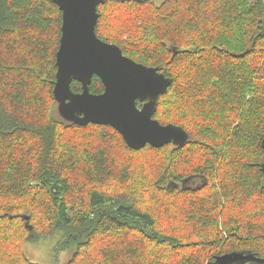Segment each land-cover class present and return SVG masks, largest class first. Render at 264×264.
<instances>
[{
    "label": "trees",
    "instance_id": "1",
    "mask_svg": "<svg viewBox=\"0 0 264 264\" xmlns=\"http://www.w3.org/2000/svg\"><path fill=\"white\" fill-rule=\"evenodd\" d=\"M98 13L100 39L171 79L154 119L189 139L134 150L111 126L66 121L59 6L0 0V264H37L26 243L57 231L77 239L67 264H264V0H104ZM90 92H104L98 76Z\"/></svg>",
    "mask_w": 264,
    "mask_h": 264
},
{
    "label": "water",
    "instance_id": "2",
    "mask_svg": "<svg viewBox=\"0 0 264 264\" xmlns=\"http://www.w3.org/2000/svg\"><path fill=\"white\" fill-rule=\"evenodd\" d=\"M103 2L55 0L63 18L54 88L59 114L82 127L111 126L134 150L147 145L162 148L171 143L184 146L189 135L183 128L162 125L154 119L158 100L167 93L171 79L157 67H147L126 57L119 46L97 36L98 7ZM94 76L102 80V94L90 92ZM74 81L81 83V93L73 92ZM138 101L144 102L142 107ZM25 219L29 221V217ZM230 257H218L217 262L224 264ZM245 259L257 260L250 255Z\"/></svg>",
    "mask_w": 264,
    "mask_h": 264
},
{
    "label": "rangeland",
    "instance_id": "3",
    "mask_svg": "<svg viewBox=\"0 0 264 264\" xmlns=\"http://www.w3.org/2000/svg\"><path fill=\"white\" fill-rule=\"evenodd\" d=\"M161 4L165 0H153ZM199 185L197 179H192L189 186ZM77 239L73 234L57 231L39 239H30L25 245V254L37 264H67L77 250Z\"/></svg>",
    "mask_w": 264,
    "mask_h": 264
},
{
    "label": "flooded vegetation",
    "instance_id": "4",
    "mask_svg": "<svg viewBox=\"0 0 264 264\" xmlns=\"http://www.w3.org/2000/svg\"><path fill=\"white\" fill-rule=\"evenodd\" d=\"M237 259H240L242 262H244V259H243V258H241V257H239V258H237ZM225 264H227V263H225Z\"/></svg>",
    "mask_w": 264,
    "mask_h": 264
},
{
    "label": "bare ground",
    "instance_id": "5",
    "mask_svg": "<svg viewBox=\"0 0 264 264\" xmlns=\"http://www.w3.org/2000/svg\"><path fill=\"white\" fill-rule=\"evenodd\" d=\"M256 259H257L258 261H262V259H260V258H257V257H256Z\"/></svg>",
    "mask_w": 264,
    "mask_h": 264
}]
</instances>
